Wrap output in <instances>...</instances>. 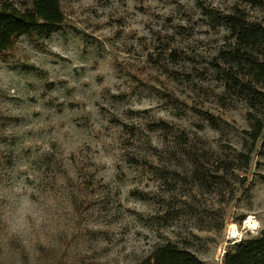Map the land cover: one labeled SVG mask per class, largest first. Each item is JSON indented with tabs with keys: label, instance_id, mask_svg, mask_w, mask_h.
Here are the masks:
<instances>
[{
	"label": "rangeland",
	"instance_id": "1",
	"mask_svg": "<svg viewBox=\"0 0 264 264\" xmlns=\"http://www.w3.org/2000/svg\"><path fill=\"white\" fill-rule=\"evenodd\" d=\"M61 4V30L0 57V264H134L167 242L223 264L264 229V98L235 85L223 19L264 25V0Z\"/></svg>",
	"mask_w": 264,
	"mask_h": 264
},
{
	"label": "trees",
	"instance_id": "2",
	"mask_svg": "<svg viewBox=\"0 0 264 264\" xmlns=\"http://www.w3.org/2000/svg\"><path fill=\"white\" fill-rule=\"evenodd\" d=\"M31 5L30 8L22 10L11 1L0 3V57L6 55L23 36H31L38 30L51 33L62 29L65 19L61 0H31ZM223 22L236 44L233 53L225 54L228 56L225 58L226 61L233 63L232 70L235 66L240 71L247 69L243 74L248 77V81L242 82L236 77L235 85L250 97L251 101L264 98L258 88L264 82V25L252 23L238 6L224 17ZM254 51L257 53L256 58L252 54ZM262 132L263 124L259 121L253 136L255 141L262 137ZM201 263L197 254L172 242L157 246L148 257L134 262V264ZM223 264H264V229L252 237H242L234 242L226 250Z\"/></svg>",
	"mask_w": 264,
	"mask_h": 264
},
{
	"label": "bare ground",
	"instance_id": "3",
	"mask_svg": "<svg viewBox=\"0 0 264 264\" xmlns=\"http://www.w3.org/2000/svg\"><path fill=\"white\" fill-rule=\"evenodd\" d=\"M245 226L249 227L251 230H256L259 227V223L256 221L254 217H248L245 221ZM252 225H255V227H252ZM229 233L233 235V237L239 236V228L236 224H233L230 226Z\"/></svg>",
	"mask_w": 264,
	"mask_h": 264
},
{
	"label": "snow or ice",
	"instance_id": "4",
	"mask_svg": "<svg viewBox=\"0 0 264 264\" xmlns=\"http://www.w3.org/2000/svg\"><path fill=\"white\" fill-rule=\"evenodd\" d=\"M252 227H255V225H252Z\"/></svg>",
	"mask_w": 264,
	"mask_h": 264
},
{
	"label": "built area",
	"instance_id": "5",
	"mask_svg": "<svg viewBox=\"0 0 264 264\" xmlns=\"http://www.w3.org/2000/svg\"><path fill=\"white\" fill-rule=\"evenodd\" d=\"M242 239V238H241ZM240 240V239H239Z\"/></svg>",
	"mask_w": 264,
	"mask_h": 264
}]
</instances>
